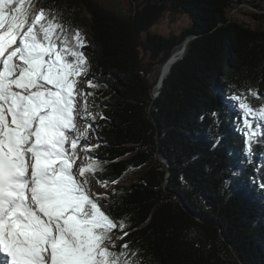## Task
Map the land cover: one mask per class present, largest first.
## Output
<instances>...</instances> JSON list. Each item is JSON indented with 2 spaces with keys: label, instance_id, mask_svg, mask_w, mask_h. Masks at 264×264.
Wrapping results in <instances>:
<instances>
[{
  "label": "trees",
  "instance_id": "16d2710c",
  "mask_svg": "<svg viewBox=\"0 0 264 264\" xmlns=\"http://www.w3.org/2000/svg\"><path fill=\"white\" fill-rule=\"evenodd\" d=\"M130 1L119 15L96 0H36L62 13L69 31L79 29L87 42L90 72L78 87L92 93L86 143L99 145L88 155L103 169L90 186L101 187L104 210L128 225L123 239L113 236L112 250L130 242L141 264H264V138L248 152L232 99L264 104V30L226 15L260 7L248 0ZM165 17L177 32L152 33ZM191 35L152 99V72Z\"/></svg>",
  "mask_w": 264,
  "mask_h": 264
},
{
  "label": "snow or ice",
  "instance_id": "6c2138e0",
  "mask_svg": "<svg viewBox=\"0 0 264 264\" xmlns=\"http://www.w3.org/2000/svg\"><path fill=\"white\" fill-rule=\"evenodd\" d=\"M61 16L36 0H0V264H141L130 242L112 250L113 236L123 239L128 225L104 210L106 195L90 186L103 169L88 155L99 145L81 144L90 139L81 122L95 119L92 93L78 87L90 72L87 42ZM232 99L251 153L264 138V104Z\"/></svg>",
  "mask_w": 264,
  "mask_h": 264
},
{
  "label": "rangeland",
  "instance_id": "374dc122",
  "mask_svg": "<svg viewBox=\"0 0 264 264\" xmlns=\"http://www.w3.org/2000/svg\"><path fill=\"white\" fill-rule=\"evenodd\" d=\"M98 4L102 5L104 8L110 9L115 14H121V11H129L131 9V1L130 0H96ZM249 2L252 1V3H255L256 6H259V10H256L251 5H244V6H237L233 10L228 11L227 18L232 21H237L241 25L245 27H249L250 29L254 30H264V5H258L257 0H248ZM260 16L262 19L257 21L254 19L253 15ZM151 32L154 34H159L163 36H169L173 32H177L175 30V27L171 26L169 24L168 19L163 18L158 25H155L152 27ZM163 66V65H162ZM162 66L157 67L152 72V75L150 76V84L155 86V83H158L160 78V69ZM81 84V83H80ZM82 86L85 85V83L82 82ZM238 116L241 118V121H243V117L241 115V110L238 107ZM243 123V122H242ZM81 127H86L84 122H81ZM240 133L243 134L244 140L247 142V136L244 134L245 129L244 126L238 129ZM88 141V140H87ZM87 141L82 140V142L86 143ZM83 151L80 153V159L84 160V155L82 154ZM93 191L96 194H104L102 193V189L99 186L93 187Z\"/></svg>",
  "mask_w": 264,
  "mask_h": 264
},
{
  "label": "water",
  "instance_id": "95a60500",
  "mask_svg": "<svg viewBox=\"0 0 264 264\" xmlns=\"http://www.w3.org/2000/svg\"><path fill=\"white\" fill-rule=\"evenodd\" d=\"M195 36L196 35H191V36L186 37V39L183 40V42L181 44L182 45V49H181L179 55H177V56L171 55L170 58L168 60H166V62L163 64V67L167 65L168 69H165V71H162V73L160 75V79H159L157 85H155L153 90L151 91L152 99H155L156 97H158L159 93L161 92L163 83H164L165 79L169 76L171 69L174 67V65L176 63H178L184 57V55L186 54V51H187L188 43L190 41H192L195 38ZM158 159L164 164V166L166 168L165 169L166 177L168 178V176H169V168H168V166L165 164L164 160L160 156L158 157ZM219 234L221 236V232ZM228 246L231 249V251L233 252V249H232L231 245L228 244ZM236 260L238 261L239 264H243L237 258H236Z\"/></svg>",
  "mask_w": 264,
  "mask_h": 264
},
{
  "label": "bare ground",
  "instance_id": "6f19581e",
  "mask_svg": "<svg viewBox=\"0 0 264 264\" xmlns=\"http://www.w3.org/2000/svg\"><path fill=\"white\" fill-rule=\"evenodd\" d=\"M181 49H182V45H181L180 47H178V48L174 51V53H173L172 55H175V56L179 55ZM165 69H168L167 65L164 66V67L162 66V68L160 69V75H161L162 71H165ZM159 79H160V78H159ZM156 85H157V84H156Z\"/></svg>",
  "mask_w": 264,
  "mask_h": 264
}]
</instances>
